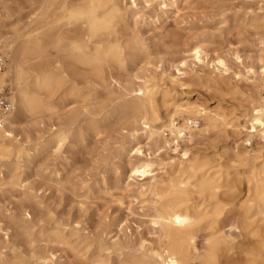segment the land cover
Instances as JSON below:
<instances>
[{"label":"rangeland","instance_id":"374dc122","mask_svg":"<svg viewBox=\"0 0 264 264\" xmlns=\"http://www.w3.org/2000/svg\"><path fill=\"white\" fill-rule=\"evenodd\" d=\"M117 1L126 13L117 18L115 31L121 40L137 35L144 51L131 52L122 66L104 67L101 75L77 69V74L84 71L67 79L63 103L61 93L51 98L58 106L54 112L22 117L21 127L30 136L28 154L18 165L15 159L6 163L5 178L0 174V255L7 261L133 264L134 256H145L155 264L163 231L156 223L159 198L151 186L168 183L158 163L172 155L169 147L157 151L144 136L132 138L140 125L124 112L125 99L119 95L137 76H149L157 90L173 88L182 101H197L224 117L214 130L197 131L190 141H182L181 149L192 147L218 162L237 161L235 167L247 170L246 176L264 164V131L250 136L247 130L254 108L264 103V0H156L149 6L136 0V7L132 0ZM40 4L0 0L4 30H25ZM81 30L69 26L63 32L73 37ZM195 45L203 47L207 59L196 60ZM50 53L51 59L61 55L53 49ZM177 68H184L183 73ZM71 118L75 122L69 126L70 138L58 148L51 133ZM136 148L142 153H135ZM142 161L154 162L153 171L130 177V162ZM17 166L16 181L9 175ZM196 193L192 191V198L198 200ZM233 219L234 213L229 214L221 227L240 240L245 251L222 264H264V248L233 229ZM207 232L202 230L195 239L200 254L207 249ZM188 264L201 263L194 257Z\"/></svg>","mask_w":264,"mask_h":264},{"label":"bare ground","instance_id":"6f19581e","mask_svg":"<svg viewBox=\"0 0 264 264\" xmlns=\"http://www.w3.org/2000/svg\"><path fill=\"white\" fill-rule=\"evenodd\" d=\"M155 1L145 0V3L149 6ZM131 6H137L136 0H132ZM37 9H40L39 13L25 30L15 27L9 32L4 30L7 26L0 22V50L6 58L5 68L0 72V85L11 87L14 101V110L0 120V174L4 178L6 163L15 159L18 165L21 156L28 154L26 143L30 136L21 127L23 116L40 117L44 112H54L58 106L51 98L61 93L60 103H63V98H66L63 88L68 78L76 76L77 69L101 75L104 67L112 64L120 66L127 56H131V52L137 49L144 51L137 35L121 40L115 31L117 18L124 17L126 13L117 0H41ZM69 26H79L82 30L70 37L63 32ZM52 49L61 55L51 59ZM193 54L200 62L208 58L201 45H195ZM218 64L226 67L223 60H219ZM181 65L185 67L187 63L182 62ZM183 69L177 68L179 75ZM176 82L171 79L172 85ZM156 86L149 76H137L133 86L124 87L119 98L125 99L124 112H128L134 124L140 125L132 133V138L146 137L157 151L169 147V140L164 136L166 131L171 137H178L183 129H187V136L181 140L188 142L197 131L214 130L219 120L224 118L197 101H182L172 93L173 88L161 91ZM253 111L247 129L250 136L258 133L259 129L264 131V103ZM177 117L184 120L179 126L175 121ZM192 119L197 123L202 121L203 125L197 129L186 127ZM74 122L75 119L71 118L56 126L51 133L54 136L53 145L60 148L66 143L70 138L69 126ZM41 141L39 139L38 143ZM169 148L172 157L161 158L158 163L163 164L168 183L151 186V192L159 198L156 223L163 231L161 250L153 255L157 264H188L194 257L201 264H222L224 260L237 258L245 251L243 243L236 241V237L228 235L221 227L225 217L231 213H234L233 229H238L244 239L249 237L258 242L260 250L264 248V164L246 176L247 170L235 167L234 162L237 161H233V165L218 162L204 157L192 147L181 149L179 143ZM135 153H142V150L136 148ZM154 165L152 161L130 162V177H145L153 171ZM19 168L17 166L9 177L17 181L19 176L15 172ZM192 191L200 195L198 200L192 198ZM243 192L246 198L240 201ZM202 230L208 231L205 239L207 249L200 254L195 239ZM132 262L150 264L145 256H134ZM0 264L29 263L23 259L7 261L0 255Z\"/></svg>","mask_w":264,"mask_h":264},{"label":"built area","instance_id":"2783aa9c","mask_svg":"<svg viewBox=\"0 0 264 264\" xmlns=\"http://www.w3.org/2000/svg\"><path fill=\"white\" fill-rule=\"evenodd\" d=\"M6 58L3 52L0 50V72L5 68ZM14 110V101L11 98V91L8 85H0V120H2L6 115L11 113ZM182 124L181 120H176V125L179 126ZM195 120H189L186 124V127L195 128L198 126ZM188 134L187 129H183L180 132V136L171 137L170 132L166 131L164 136L169 140V147H173L175 144H183L182 138L186 137Z\"/></svg>","mask_w":264,"mask_h":264}]
</instances>
